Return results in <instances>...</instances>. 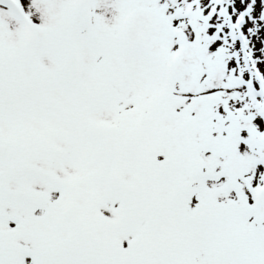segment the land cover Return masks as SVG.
Here are the masks:
<instances>
[{
	"label": "snow or ice",
	"instance_id": "6c2138e0",
	"mask_svg": "<svg viewBox=\"0 0 264 264\" xmlns=\"http://www.w3.org/2000/svg\"><path fill=\"white\" fill-rule=\"evenodd\" d=\"M0 264H264V0H0Z\"/></svg>",
	"mask_w": 264,
	"mask_h": 264
}]
</instances>
